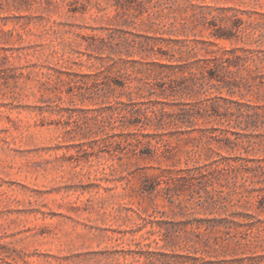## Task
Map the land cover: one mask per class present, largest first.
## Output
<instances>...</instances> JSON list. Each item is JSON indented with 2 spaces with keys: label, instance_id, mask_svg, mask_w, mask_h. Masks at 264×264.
Wrapping results in <instances>:
<instances>
[{
  "label": "rangeland",
  "instance_id": "374dc122",
  "mask_svg": "<svg viewBox=\"0 0 264 264\" xmlns=\"http://www.w3.org/2000/svg\"><path fill=\"white\" fill-rule=\"evenodd\" d=\"M243 50L264 0H0V264H264V87L203 77Z\"/></svg>",
  "mask_w": 264,
  "mask_h": 264
},
{
  "label": "trees",
  "instance_id": "16d2710c",
  "mask_svg": "<svg viewBox=\"0 0 264 264\" xmlns=\"http://www.w3.org/2000/svg\"><path fill=\"white\" fill-rule=\"evenodd\" d=\"M213 36L217 39H232V35H228L227 33H223V31H216L213 33ZM244 52L248 51L247 54L243 56H239L236 54L235 51H232L231 53L235 54V59L230 60L222 57L214 56V66L212 68H209L207 70V73L209 74V78L207 76H203L206 79H208L211 83V81L216 80L221 84V88H227L229 90L230 94H236L238 89H241V87L245 88H253L255 86L261 88L264 87V70L259 67L258 65H255L254 68H249L246 66V63L250 60L255 61V59L259 55L254 50H243ZM251 55V56H249ZM234 68V69H232ZM190 76L192 77L193 86L199 87L202 86V84L197 82L196 79V73L192 70L189 71ZM246 73V74H245ZM174 83V82H173ZM213 88L219 89L220 86L217 84L211 83ZM177 87H171L172 94L177 93ZM165 92V91H164ZM239 103V102H238ZM121 104V102H119ZM241 105V103H239ZM119 107H115V110H117ZM131 113H134V110L130 111ZM165 111L161 110L160 114L162 116L164 115ZM155 114V112H154ZM177 117L178 122H193L191 119L195 116V113L189 112L188 109H181V113H179ZM244 115L241 113V116ZM264 117V115H261L259 112H255L253 114L247 113L245 115V122H246V128H250L251 126L257 127L258 120ZM139 122V121H137ZM132 124H136L135 121ZM197 259V258H196ZM226 261H207L203 264H225Z\"/></svg>",
  "mask_w": 264,
  "mask_h": 264
}]
</instances>
